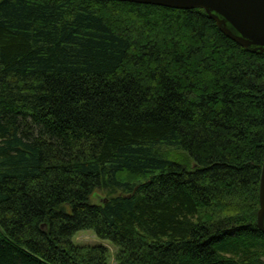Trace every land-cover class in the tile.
<instances>
[{
	"label": "trees",
	"instance_id": "trees-1",
	"mask_svg": "<svg viewBox=\"0 0 264 264\" xmlns=\"http://www.w3.org/2000/svg\"><path fill=\"white\" fill-rule=\"evenodd\" d=\"M263 158L264 53L204 11L0 0V264H264Z\"/></svg>",
	"mask_w": 264,
	"mask_h": 264
},
{
	"label": "water",
	"instance_id": "water-1",
	"mask_svg": "<svg viewBox=\"0 0 264 264\" xmlns=\"http://www.w3.org/2000/svg\"><path fill=\"white\" fill-rule=\"evenodd\" d=\"M174 10H202L228 39L254 53H264V0H109ZM258 231L264 234V158L258 187Z\"/></svg>",
	"mask_w": 264,
	"mask_h": 264
},
{
	"label": "rangeland",
	"instance_id": "rangeland-1",
	"mask_svg": "<svg viewBox=\"0 0 264 264\" xmlns=\"http://www.w3.org/2000/svg\"><path fill=\"white\" fill-rule=\"evenodd\" d=\"M193 163L191 164V168H193ZM107 195L102 190H96L95 195L92 197L91 202L96 204L99 202H102L104 199H106ZM73 243L75 245L80 246H104L108 249L110 253V261L109 264L114 263V255L116 252V249L110 244L109 241H104L99 238H97L92 231H81L77 235H75L73 239Z\"/></svg>",
	"mask_w": 264,
	"mask_h": 264
}]
</instances>
